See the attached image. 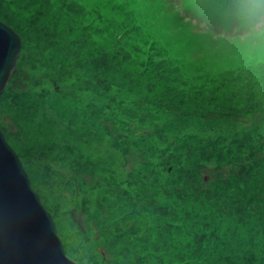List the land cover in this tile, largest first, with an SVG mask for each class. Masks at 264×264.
I'll use <instances>...</instances> for the list:
<instances>
[{"label": "rangeland", "instance_id": "374dc122", "mask_svg": "<svg viewBox=\"0 0 264 264\" xmlns=\"http://www.w3.org/2000/svg\"><path fill=\"white\" fill-rule=\"evenodd\" d=\"M68 1L86 16L48 38L38 29H24L39 0H3V15H10L22 50L0 101V129L52 213L70 258L78 264L79 258L82 264H108L103 254L114 260L101 229L120 223L134 202L137 207L150 202L154 189L144 191V184L153 169L161 170L163 182L178 175L169 197L177 189L189 203L203 189L232 209L230 196L238 189L243 195L260 188L251 170L255 164L264 170V108L246 114L225 110L245 97L235 91L246 90L219 82L229 78L228 71L264 63V0L222 8L216 0ZM194 10L214 24L195 19ZM92 49L114 56L115 70L101 82L95 81ZM161 60L175 71L172 81L164 78L171 75ZM143 63L163 76H150ZM140 78L160 97L141 94L147 86ZM43 88L50 93L45 99ZM167 95L187 105L172 103ZM64 97L79 98L88 111L76 116L72 129ZM195 104L209 107L199 111L190 106ZM247 143L257 146L256 157ZM245 236L234 240L240 244ZM111 241L119 249L124 240Z\"/></svg>", "mask_w": 264, "mask_h": 264}, {"label": "trees", "instance_id": "16d2710c", "mask_svg": "<svg viewBox=\"0 0 264 264\" xmlns=\"http://www.w3.org/2000/svg\"><path fill=\"white\" fill-rule=\"evenodd\" d=\"M37 1L32 0V3H37ZM215 2H217L218 7L222 8L221 5L234 4L238 0H216ZM1 4H3V0H0V18L6 19L8 25L12 24L13 21L10 15L7 13L3 15L2 8L4 6ZM38 5L39 9H36L32 22L24 20V29L28 28L30 33L38 29L43 36L48 38L56 36L55 32H57L59 26L66 27L65 23H68L69 27L74 28L75 24L73 23L76 21L73 22L74 18L80 22L86 16L85 12L68 0H39ZM192 16L195 19L209 22L208 19H204L195 10ZM130 23L134 24L133 22ZM19 33L22 32L19 31ZM91 51L96 57L91 61L93 69L97 70L96 75L98 77L95 81L101 82L102 77H106L111 71L115 70H113L114 63L112 64L114 56L100 55L93 49ZM114 61L116 60L114 59ZM161 64L167 73L171 75H164V78L172 81V78H174L172 75L175 74V71L171 69L166 60H161ZM142 67H145L144 71H147L150 76L156 78L163 76L152 69L149 63H143ZM228 76L229 78L219 82L222 83L223 87L237 85L246 91L244 94L235 91L237 93L234 94L244 95L245 97H238V102L223 107L225 110H231L229 111L231 113L241 111L240 113L246 114L264 108V63L228 71ZM142 81V85L147 86V89H139L141 94L151 96L150 92L153 91L156 93H153L155 96L158 95L157 91L152 90L154 86L149 80L142 79ZM149 85L151 86L149 87ZM130 87H132L131 83ZM41 94L45 99L50 93L48 89L43 88ZM6 95V92L3 93L0 101H3ZM167 96H169L172 103L186 104L188 102L187 100L179 101L172 95ZM159 97L160 95L155 98ZM64 98L67 99V97ZM78 99L75 97L67 99V104L70 107L69 112L72 113L69 114L68 124L70 129L75 127L76 124L74 123L77 115L88 112L87 109L81 108V106H84L78 102ZM33 101L36 104L35 106L40 105V102L36 99H33ZM190 106L199 111L209 107L207 104ZM235 113L238 114L239 112ZM243 145L244 141L242 147ZM148 146L149 143L144 141L142 150L147 151ZM247 146L251 155H256L257 146L250 143H247ZM261 149H263V146H260L259 151ZM170 166L173 165H168V167ZM261 166V164H255L252 168L255 170H251V176L260 188L253 193L249 188L250 193L243 191V195L241 189H238L236 193L230 196V200L234 205L232 209L226 203L223 204L220 201L210 199L213 194L203 193V189L194 193L189 200L190 203L184 198L185 194L180 193L177 189L172 191L170 198L169 189L173 190L177 184L174 185L178 175H175L173 171L174 175H171L168 181L163 182V175L160 174L161 170L153 169L152 177L144 184V191L154 189L151 194L152 199L149 198L150 202L143 207H137L134 202L131 206V213L126 212V216L121 219L120 223L112 221L111 224H108L111 225L110 229L104 231L101 229L106 242L107 237H109L107 245L109 248H113L111 253L114 256V260L109 261L103 254L101 255L103 260L108 264H264V170L261 171ZM241 174L243 177L244 173L241 172ZM242 177H234V180ZM170 184H172V188H169ZM240 184H242V181ZM235 198H242V201L234 200ZM216 202H218L217 205H215ZM200 205L203 209L200 208ZM99 221L103 222L104 220L100 217ZM61 234L65 237L62 230ZM242 234L246 236L239 244L234 239ZM118 236L124 240L122 242L123 246L119 249H117L116 243H111V240L116 239ZM79 261L83 263L82 258H79Z\"/></svg>", "mask_w": 264, "mask_h": 264}, {"label": "water", "instance_id": "95a60500", "mask_svg": "<svg viewBox=\"0 0 264 264\" xmlns=\"http://www.w3.org/2000/svg\"><path fill=\"white\" fill-rule=\"evenodd\" d=\"M22 50L19 34L0 21V100ZM0 264H78L21 159L0 129Z\"/></svg>", "mask_w": 264, "mask_h": 264}]
</instances>
